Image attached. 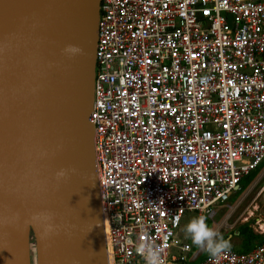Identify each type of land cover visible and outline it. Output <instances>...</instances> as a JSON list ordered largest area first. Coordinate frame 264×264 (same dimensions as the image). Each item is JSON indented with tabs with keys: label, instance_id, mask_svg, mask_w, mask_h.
Wrapping results in <instances>:
<instances>
[{
	"label": "built area",
	"instance_id": "built-area-1",
	"mask_svg": "<svg viewBox=\"0 0 264 264\" xmlns=\"http://www.w3.org/2000/svg\"><path fill=\"white\" fill-rule=\"evenodd\" d=\"M89 121L110 264L146 238L163 264H264V229L200 262L178 238L264 162V0H99Z\"/></svg>",
	"mask_w": 264,
	"mask_h": 264
},
{
	"label": "water",
	"instance_id": "water-1",
	"mask_svg": "<svg viewBox=\"0 0 264 264\" xmlns=\"http://www.w3.org/2000/svg\"><path fill=\"white\" fill-rule=\"evenodd\" d=\"M98 14L99 0H0V187L26 205L36 264H108L89 121ZM7 234L0 197V264H28Z\"/></svg>",
	"mask_w": 264,
	"mask_h": 264
},
{
	"label": "rangeland",
	"instance_id": "rangeland-1",
	"mask_svg": "<svg viewBox=\"0 0 264 264\" xmlns=\"http://www.w3.org/2000/svg\"><path fill=\"white\" fill-rule=\"evenodd\" d=\"M23 202H17L12 212L6 217L8 231L20 232V246H29L27 262L36 264V246L35 230L33 223H29L26 217V205ZM25 220L23 227L18 226L16 219ZM193 218V214L188 213L182 220L179 227V239L190 248L189 259L196 254L197 261L206 256L205 253L191 244V241L185 238L184 227ZM33 220V219H32ZM19 221V220H18ZM209 227L213 228L226 240L231 243V248L244 252V244L249 241L250 245H255L259 241V232L264 229V162L256 172L255 179L245 190H240L232 196L226 203L216 207L211 220L207 222ZM258 236L256 239L249 236ZM27 236V239H26Z\"/></svg>",
	"mask_w": 264,
	"mask_h": 264
},
{
	"label": "clouds",
	"instance_id": "clouds-1",
	"mask_svg": "<svg viewBox=\"0 0 264 264\" xmlns=\"http://www.w3.org/2000/svg\"><path fill=\"white\" fill-rule=\"evenodd\" d=\"M71 58L77 54H83V50L74 45H68L63 50ZM74 171V170H71ZM66 176V171L57 173V178ZM51 219V217H49ZM54 226L48 224L44 231V236L52 233ZM185 238L197 249L212 258H218L231 248V243L220 235L213 228L209 227L204 216L192 218L183 229ZM136 252L143 257L145 264H163L160 248L149 239H144L137 245Z\"/></svg>",
	"mask_w": 264,
	"mask_h": 264
},
{
	"label": "bare ground",
	"instance_id": "bare-ground-1",
	"mask_svg": "<svg viewBox=\"0 0 264 264\" xmlns=\"http://www.w3.org/2000/svg\"><path fill=\"white\" fill-rule=\"evenodd\" d=\"M0 197H1V207L3 210V214L5 217H7L12 212L14 205L21 199L20 195L12 188L11 184L8 181H4L0 187ZM102 222H103V229L106 230V224L104 220ZM16 223L18 224L20 228V227H23V225L25 224V220L18 218L16 219ZM20 233L21 231L20 232L19 231L18 232L8 231L7 243H8V248H9L10 253L12 252L13 246L18 244V242L20 241ZM106 253H107V262L108 264H110L109 263L110 250H109L108 245H107Z\"/></svg>",
	"mask_w": 264,
	"mask_h": 264
},
{
	"label": "trees",
	"instance_id": "trees-1",
	"mask_svg": "<svg viewBox=\"0 0 264 264\" xmlns=\"http://www.w3.org/2000/svg\"><path fill=\"white\" fill-rule=\"evenodd\" d=\"M263 164V163H262ZM261 164V165H262ZM260 165V166H261ZM260 168V167H259ZM258 168V169H259ZM257 169V170H258ZM257 170L256 171H254V172H252L249 176H247L243 181H242V183H241V189L240 190H245L249 185H250V183L255 179V176H256V172H257ZM251 237V239L252 238H254V239H256L258 236H252V235H250L249 236V238ZM259 239H260V237H259ZM254 245H250L249 246V241H246L245 242V244H244V252H246V251H248V250H250L252 247H253Z\"/></svg>",
	"mask_w": 264,
	"mask_h": 264
},
{
	"label": "crops",
	"instance_id": "crops-1",
	"mask_svg": "<svg viewBox=\"0 0 264 264\" xmlns=\"http://www.w3.org/2000/svg\"><path fill=\"white\" fill-rule=\"evenodd\" d=\"M178 236H179V234H178ZM178 238H179V237H178ZM180 240H181V239H180ZM181 241H182V240H181ZM206 256H207V255H206ZM206 256H205V257H206ZM205 257H203L201 260H203ZM201 260H200V261H201ZM200 261H198V262H200Z\"/></svg>",
	"mask_w": 264,
	"mask_h": 264
}]
</instances>
